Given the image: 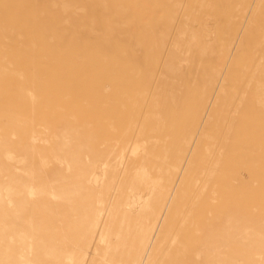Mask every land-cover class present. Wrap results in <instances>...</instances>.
<instances>
[{"label":"rangeland","instance_id":"rangeland-1","mask_svg":"<svg viewBox=\"0 0 264 264\" xmlns=\"http://www.w3.org/2000/svg\"><path fill=\"white\" fill-rule=\"evenodd\" d=\"M0 264H264V0H0Z\"/></svg>","mask_w":264,"mask_h":264},{"label":"bare ground","instance_id":"bare-ground-1","mask_svg":"<svg viewBox=\"0 0 264 264\" xmlns=\"http://www.w3.org/2000/svg\"><path fill=\"white\" fill-rule=\"evenodd\" d=\"M183 4V3H182ZM181 6V5H180ZM183 8V7H182ZM163 14V13H162ZM184 20V19H183ZM174 23H176V21L174 22ZM229 23H230V21H229ZM197 24V23H196ZM195 24V25H196ZM192 25V24H191ZM194 25V24H193ZM176 32V31H175ZM238 37V36H237ZM135 44V43H134ZM194 44V43H193ZM188 46H189V44H188ZM177 53V52H176ZM232 53H234V51L232 52ZM173 55H174V53H173ZM219 63V62H218ZM226 69V68H225ZM224 73V72H223ZM207 78V77H206ZM208 82H210V81H208ZM208 84L209 83H207V86H208ZM212 84V83H211ZM210 85V84H209ZM204 86V85H203ZM206 86V85H205ZM234 88V87H233ZM205 92V91H204ZM223 92V91H222ZM214 94H215V92H214ZM221 96V95H220ZM232 98V97H231ZM197 101V100H196ZM240 102V101H239ZM209 103V102H208ZM229 104V103H228ZM200 105H201V103H200ZM208 106V105H207ZM212 106V105H211ZM227 108V107H226ZM202 109V108H201ZM210 112V111H209ZM198 116H199V114H198ZM204 119V118H203ZM170 132V131H169ZM250 150H252V149H250ZM174 171H176V170H174ZM149 180V179H148ZM155 180H157V179H155ZM158 181V180H157ZM160 181V180H159ZM158 181V182H159ZM156 185V184H155ZM153 186V185H152ZM152 188V187H151ZM156 187H154V189H155ZM157 189V188H156ZM236 191V190H235ZM154 192V191H153ZM153 194V193H152ZM233 194H234V192H233ZM141 195V194H140ZM136 199H140V198H136ZM156 199V198H155ZM130 213V212H129ZM151 216V215H150ZM184 242V241H183ZM192 243H194V241L192 240L191 241ZM190 243V242H189ZM192 246V245H191ZM194 246V245H193ZM179 249H184V248H187V250L188 251H190V248L188 247V246H186V245H181V246H179L178 247ZM193 249V248H192ZM187 251V252H188ZM170 259V258H169ZM172 260V259H171ZM209 263V262H208ZM211 263V262H210Z\"/></svg>","mask_w":264,"mask_h":264}]
</instances>
